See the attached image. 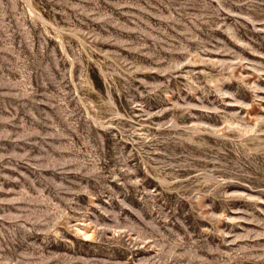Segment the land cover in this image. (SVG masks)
Instances as JSON below:
<instances>
[{
	"label": "rangeland",
	"instance_id": "rangeland-1",
	"mask_svg": "<svg viewBox=\"0 0 264 264\" xmlns=\"http://www.w3.org/2000/svg\"><path fill=\"white\" fill-rule=\"evenodd\" d=\"M0 264H264V0H0Z\"/></svg>",
	"mask_w": 264,
	"mask_h": 264
}]
</instances>
